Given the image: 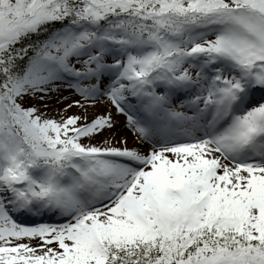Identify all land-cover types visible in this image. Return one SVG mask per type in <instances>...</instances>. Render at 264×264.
<instances>
[{
  "label": "snow or ice",
  "instance_id": "snow-or-ice-1",
  "mask_svg": "<svg viewBox=\"0 0 264 264\" xmlns=\"http://www.w3.org/2000/svg\"><path fill=\"white\" fill-rule=\"evenodd\" d=\"M0 264H264V0H0Z\"/></svg>",
  "mask_w": 264,
  "mask_h": 264
},
{
  "label": "rangeland",
  "instance_id": "rangeland-1",
  "mask_svg": "<svg viewBox=\"0 0 264 264\" xmlns=\"http://www.w3.org/2000/svg\"><path fill=\"white\" fill-rule=\"evenodd\" d=\"M52 103H53V105H54L55 107H63V105H56V104H55V101H53ZM73 111H75V110H73Z\"/></svg>",
  "mask_w": 264,
  "mask_h": 264
}]
</instances>
